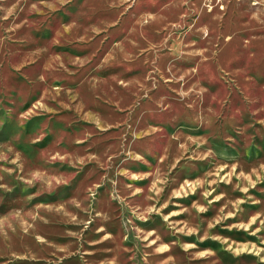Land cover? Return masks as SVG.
<instances>
[{
  "label": "rangeland",
  "instance_id": "rangeland-1",
  "mask_svg": "<svg viewBox=\"0 0 264 264\" xmlns=\"http://www.w3.org/2000/svg\"><path fill=\"white\" fill-rule=\"evenodd\" d=\"M0 264H264V0H0Z\"/></svg>",
  "mask_w": 264,
  "mask_h": 264
}]
</instances>
